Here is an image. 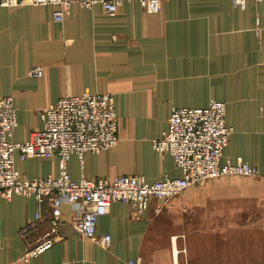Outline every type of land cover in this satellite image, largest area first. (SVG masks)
<instances>
[{
  "label": "crops",
  "instance_id": "obj_1",
  "mask_svg": "<svg viewBox=\"0 0 264 264\" xmlns=\"http://www.w3.org/2000/svg\"><path fill=\"white\" fill-rule=\"evenodd\" d=\"M52 4L0 5V95L13 97L21 141L41 127L39 110L66 94L109 93L118 115L116 144L71 154V179L140 174L177 177L168 152L153 148L174 106L225 103L232 126L221 163L242 160L256 176H221L142 211L115 201L96 222V242L74 228L77 203L61 205L50 230L46 198L0 196V264H264V0H160L157 12L124 0L116 14L73 3L61 22ZM42 67V74L30 69ZM21 175L56 176L57 156L20 159ZM41 218L21 234V228ZM55 235V236H54ZM54 236L51 246L26 252Z\"/></svg>",
  "mask_w": 264,
  "mask_h": 264
},
{
  "label": "built area",
  "instance_id": "obj_2",
  "mask_svg": "<svg viewBox=\"0 0 264 264\" xmlns=\"http://www.w3.org/2000/svg\"><path fill=\"white\" fill-rule=\"evenodd\" d=\"M124 0H0L3 6L22 4H52V19L61 22L73 3L83 7L100 4L107 15L116 14ZM138 3L147 12H157L160 0H126ZM242 7L245 0H233ZM30 74L39 76L42 67L36 65ZM41 127L21 141H11L16 124V109L11 95H0V196L12 194L46 198L50 205V230L56 234L60 225L61 205L77 203L79 211L73 226L80 234L96 242L108 244L109 234L96 236L97 218L106 213L112 202L130 203L136 211L144 210L151 198L165 199L207 179L223 175H259L255 166L242 160L221 163L232 126L225 121V103L211 99L204 107L174 106L168 117V127L158 138L152 139L153 148L168 152L180 168L177 177L162 176L151 182L140 174L106 178L81 177L71 179L66 161L71 154L82 159L85 151L98 152L113 147L118 140V115L109 93L83 92L66 94L39 110ZM20 159L57 156L59 171L56 176L25 177L15 165V153ZM41 214L21 228L25 234L36 225ZM55 236V235H54ZM49 236L26 254L35 255L51 246L55 237ZM127 264H138L128 260Z\"/></svg>",
  "mask_w": 264,
  "mask_h": 264
},
{
  "label": "rangeland",
  "instance_id": "obj_3",
  "mask_svg": "<svg viewBox=\"0 0 264 264\" xmlns=\"http://www.w3.org/2000/svg\"><path fill=\"white\" fill-rule=\"evenodd\" d=\"M223 176H244V175H223ZM219 177H221V176H219Z\"/></svg>",
  "mask_w": 264,
  "mask_h": 264
}]
</instances>
